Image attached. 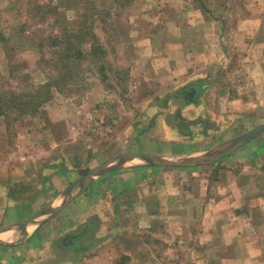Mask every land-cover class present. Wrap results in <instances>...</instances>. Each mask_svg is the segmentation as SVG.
<instances>
[{"label":"crops","instance_id":"0c3cea01","mask_svg":"<svg viewBox=\"0 0 264 264\" xmlns=\"http://www.w3.org/2000/svg\"><path fill=\"white\" fill-rule=\"evenodd\" d=\"M229 1L129 0L146 6L153 47L137 52L153 55L154 97L184 103L180 91L203 82L196 103L131 109L92 94L53 124L44 105L43 126L25 117L20 140L0 139V264H264V130L242 142L264 124V0H239L251 8L236 16ZM80 232L89 250L57 249Z\"/></svg>","mask_w":264,"mask_h":264},{"label":"rangeland","instance_id":"374dc122","mask_svg":"<svg viewBox=\"0 0 264 264\" xmlns=\"http://www.w3.org/2000/svg\"><path fill=\"white\" fill-rule=\"evenodd\" d=\"M125 2L126 0H0V94H8L11 99L12 93L30 92L51 79H57L61 72L64 73L66 79L62 92L52 89V98L45 104L55 112L49 113L51 117L47 114L52 124L59 121L60 110H65L67 114H70L76 112V108H79L81 104H91L94 98L92 94H95V97L100 95L99 98L109 100L112 104L119 102L125 108L132 107L131 109L141 107V103L147 110L162 103L165 107H171L173 102L171 99L176 91L169 93V97H164L163 94L154 97L157 88H154L155 82L153 81L156 77L153 75L154 71L149 68L150 63L154 62L153 55L137 52L143 47H153L150 41L152 37L149 36L147 29L149 22L145 23L143 28L140 22L141 15L137 10L146 6H134L129 0L125 5ZM229 4L233 16L237 15L236 12H240L241 15L250 12L246 10L251 8V5L243 1L230 0ZM83 11L88 19L86 25H90L88 31L91 30L93 34V41L89 40L80 45L81 58L68 59L66 57V59L62 57L63 54L55 53L54 50L58 49L53 39L61 32L65 37L66 31L63 28L68 26L70 29L76 26L80 13ZM149 13H152L151 9ZM168 24L170 27L171 23ZM85 32L87 33L86 26ZM91 44H93L92 48L100 47L103 53L101 58L99 52L91 55L89 52ZM158 79L162 82L161 78L158 77ZM223 88L225 87L222 86L219 93H224ZM107 94L113 97H108ZM128 94L132 96L131 99H125V95ZM143 98L147 100L143 101ZM178 98H175L180 101L178 104H184ZM14 104L11 103V105ZM229 104L230 102L217 100L212 106L216 110H232ZM103 105L99 109H110L108 106L104 108ZM89 108L92 107L89 105ZM150 115L153 117L152 121L156 123L155 115L149 111ZM255 115L254 119H257ZM25 117L35 119L33 120L35 127L43 124L39 121L42 119L39 112L20 118L15 112L8 113L3 118L5 132L0 131V136H2L0 139H3L5 143H10L13 139L20 140L15 125L17 121ZM247 119L253 120V117L249 116ZM73 123L75 124L74 120ZM59 130L60 127L55 129L57 135H59ZM49 131L52 133V130ZM164 132L167 136L166 131ZM102 134L94 135L106 139V136ZM50 141L53 142V133ZM91 141L86 136V139L78 142V146L83 148L78 152L79 160H85ZM57 148L58 146H54L52 153ZM158 150L160 151L157 148L156 151ZM3 203V198H0V207ZM185 264H190V262H185ZM196 264L202 263L197 262Z\"/></svg>","mask_w":264,"mask_h":264},{"label":"trees","instance_id":"16d2710c","mask_svg":"<svg viewBox=\"0 0 264 264\" xmlns=\"http://www.w3.org/2000/svg\"><path fill=\"white\" fill-rule=\"evenodd\" d=\"M84 13V11L83 13H80L79 19L76 22V26L70 29L68 26H66V28H63L66 31L65 37L64 34L61 32L59 36L53 39L55 42L54 45L58 49L54 50L55 53H60L61 55L63 54L62 57H67L68 59L81 58L82 54L80 50V45L88 42L89 40L91 42L93 41V34L91 33V30L90 32L88 31V28L90 29V25H86L88 19L86 17V14ZM85 26L87 28V33L85 32ZM84 36L86 38H84ZM92 46L93 44H91V49L89 51L91 55L95 54L96 52H99L101 54V58L103 53L101 52L100 47L92 48ZM65 80L66 79L64 73L62 74L60 72L57 79H51L47 83L37 87L36 89L30 92L12 93L11 99H9L10 95L8 94H0V117L5 118L8 113L12 112L17 113L18 118L23 117L25 115L28 116L37 114L40 108L43 107L52 98V89H55L57 92H62V88L64 87L66 82ZM190 85L180 91L181 97L183 98V101L186 104L196 103L198 101V97L200 96L201 90H203V88L206 87L207 84L201 82L200 85H198L197 83H192V85ZM11 103L15 104L11 105ZM92 221L94 222L90 224L93 225L96 221L94 219H92ZM73 236V238H69L67 240V243L65 242L56 245L57 249L60 252H65L68 249L69 251L72 250V252L75 254H79V252L87 251L92 247V241L89 233L80 232L79 234L77 233ZM87 236L89 238V241L86 240ZM79 238L83 239L85 244L76 245L75 243L78 242Z\"/></svg>","mask_w":264,"mask_h":264},{"label":"water","instance_id":"95a60500","mask_svg":"<svg viewBox=\"0 0 264 264\" xmlns=\"http://www.w3.org/2000/svg\"><path fill=\"white\" fill-rule=\"evenodd\" d=\"M264 130V124L263 125H260L258 127H256L254 130L248 132L246 135H245V138L242 142H244L245 140H247L248 138H250L251 136H254L255 134L261 132ZM241 142V143H242ZM146 157V156H142V155H137V154H134L133 157ZM153 163H156V164H160V165H168V166H178V165H182L184 164V162H173V161H166V160H163V159H160L158 158V160L154 159L153 157H148ZM91 176V173L88 174L87 176H85L84 178H82L79 182L80 184H84L86 183L89 178ZM42 212L36 214V216L34 217V223H36L39 219V217L41 216Z\"/></svg>","mask_w":264,"mask_h":264}]
</instances>
